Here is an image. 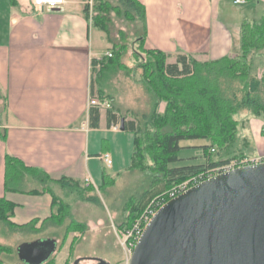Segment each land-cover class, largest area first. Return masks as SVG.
<instances>
[{"label":"crops","instance_id":"obj_1","mask_svg":"<svg viewBox=\"0 0 264 264\" xmlns=\"http://www.w3.org/2000/svg\"><path fill=\"white\" fill-rule=\"evenodd\" d=\"M86 1L66 0L60 9L37 11L31 0H0V197L14 204V225L34 220L38 225L49 218L51 196L4 190L5 155L53 179H88L92 185L97 162L109 154V140L103 138L98 152L97 138L118 132L107 127L109 109L98 108L96 127L89 125V110L95 106L88 100L103 94L96 82L92 85L97 77L92 59L97 61L105 51L100 52L91 37L94 27L84 11ZM138 1L145 12L144 48L163 51L168 63L179 53L200 61L237 55L241 23L264 11V0H246L244 9H237L232 0ZM235 10L239 13L232 16ZM257 70H264L263 58ZM102 99L116 111L111 98ZM159 106L162 112L164 103ZM236 119L246 121L239 123L243 150L263 154L260 117Z\"/></svg>","mask_w":264,"mask_h":264},{"label":"trees","instance_id":"obj_2","mask_svg":"<svg viewBox=\"0 0 264 264\" xmlns=\"http://www.w3.org/2000/svg\"><path fill=\"white\" fill-rule=\"evenodd\" d=\"M116 1L117 5L112 7L114 10L123 7L130 15H140L142 20L140 42L144 47V5L138 0ZM84 9L86 16L89 17L88 5H85ZM92 9L101 12L93 17L95 27L105 30L106 25L102 17L112 10L109 0H92ZM238 39L237 55L224 56L216 60L200 61L179 53L173 63H168V55L163 51L145 49L148 54L155 57L154 61L148 60L151 69L148 74L144 71L143 76V81L149 80L148 90L155 99L154 107L146 121L151 130L145 134L142 132L141 135L139 124L135 119H125L111 108L107 110L108 128L111 123L119 122L123 117L124 130L133 134V154L129 170H142L144 167L147 169L146 159H149L151 169L157 166V163L164 165L160 172L167 182L186 180L205 169L229 162L228 153H234L233 147L234 145L236 147L239 137V123H246L245 120L238 121L235 118L238 112L247 111L252 116L260 117L264 128V70L261 72L257 70L260 59L264 60V11L256 19L241 23ZM119 57V52H111L110 57L103 58L105 63L102 61L99 69L96 68L97 61L92 59L93 73L100 77L106 69L115 70V67L120 66L121 63ZM95 78L92 85L93 82L96 84L100 82L99 78ZM91 94L93 95V88ZM99 96L102 99L105 95ZM160 103H164L162 112L158 110ZM97 122L98 108L94 107L89 110V125L95 128ZM1 138H4V135H1ZM196 139L206 141L200 145L204 161L178 164L182 160L178 156V151L185 147L180 142ZM223 150H228L227 156L218 154ZM216 154L219 158L213 157ZM225 157L227 158L223 159ZM113 180L110 175L102 171L101 184L98 188L103 190ZM30 182L38 183L40 187L27 190L26 185ZM82 182L64 176L53 179L42 169L26 165L17 157L5 155L4 158V190L48 193L51 196L52 210L56 207L50 217L42 223L50 220L56 223L65 212V205L61 204L50 185L58 184L61 188L66 185L77 187ZM88 186L91 188L93 185L88 184ZM13 209L12 202L0 197L1 225L13 229L36 226L35 220L24 225H14L10 220ZM137 213L133 215L129 213L128 216L133 217ZM126 217L120 227L129 226L131 220ZM9 251V247L0 244V254Z\"/></svg>","mask_w":264,"mask_h":264},{"label":"rangeland","instance_id":"obj_3","mask_svg":"<svg viewBox=\"0 0 264 264\" xmlns=\"http://www.w3.org/2000/svg\"><path fill=\"white\" fill-rule=\"evenodd\" d=\"M116 2V0H109L112 10L102 17L106 25L105 30L95 27L93 21V17L101 12L94 11V9L89 11L92 26L94 24L91 37L98 44L97 49L100 52L117 51L120 55L119 61H121L120 66L115 67V70L106 69L102 76H97L100 81L97 86L101 88L104 95L112 99L118 115L124 116L125 119L133 118L138 122L142 135V132L145 134L151 130L146 121H148L155 104L153 94L148 90L149 80L143 81V76L144 71L148 74L151 69L148 60L154 61L155 57L148 54L140 42L142 34L140 15H130L123 7L118 8L117 11L114 10L112 7L117 5ZM244 7L246 6L242 3L237 9H244ZM237 13L239 11L235 10L232 12V16ZM103 58L99 60L100 66L102 61H105ZM160 107L162 108L159 106L158 110ZM245 115H249V113L240 111L235 117L241 118ZM117 131L115 135H101L97 138L98 152L104 144L103 138L109 140L106 149L112 164L107 166L102 160L97 162V177H93L91 181L92 189L84 181L77 187L66 185L61 188L58 184L50 185L52 192L58 197L61 204L65 205V212L61 214L60 220L56 223L50 220L36 224L32 228L25 227L23 229L7 228L0 224V244L10 248L9 252L0 254L1 264H23L17 256L18 246L37 239H41L38 245L45 249L52 248V245H47L42 241L43 239L55 241L53 251L51 250L49 256H46L45 262L49 261L48 264H73L75 261H78V264H96L97 258L109 264L128 263L133 248L125 247L121 243L124 239L122 231L128 227L133 228L135 225V229L140 227L145 217L149 216L151 211L157 210L161 202L175 190L190 183H185L189 179L174 181L175 183L167 182L160 172L164 165L157 163V166L151 169L149 159H146L147 169L144 167L142 170H129L133 154V134ZM204 143L206 141L201 139L182 140L180 144L185 147L178 151V156L182 158L178 164L201 162L204 157L201 155L200 145ZM243 145H245L244 139L239 136L236 147L235 145L233 147V154L232 152L228 153V150H223L218 154L227 156L228 153L230 158L228 165H240L247 159L261 157L264 154H248L246 150H243ZM218 154L213 157L219 158ZM221 166L216 165L212 168ZM103 169L114 180L103 190H100L97 187L101 184ZM206 170L192 177L206 174ZM32 186L40 187L38 183L31 182L26 185V188ZM135 209L137 210L134 211ZM129 213L137 214L129 217ZM125 217L131 220L129 226L120 227Z\"/></svg>","mask_w":264,"mask_h":264},{"label":"water","instance_id":"obj_4","mask_svg":"<svg viewBox=\"0 0 264 264\" xmlns=\"http://www.w3.org/2000/svg\"><path fill=\"white\" fill-rule=\"evenodd\" d=\"M119 129H125L123 117ZM39 241L18 246L20 262L45 263L55 241L42 240L50 249ZM127 264H264V162L218 173L167 200Z\"/></svg>","mask_w":264,"mask_h":264},{"label":"built area","instance_id":"obj_5","mask_svg":"<svg viewBox=\"0 0 264 264\" xmlns=\"http://www.w3.org/2000/svg\"><path fill=\"white\" fill-rule=\"evenodd\" d=\"M232 2L234 4H242L245 2V0H232ZM65 3H66V0H31L32 8L34 10H37V11H43V10L50 11V10L60 9V8H62V6ZM86 5H88V11L91 12L92 0H87ZM103 56L110 57L111 52L105 51L101 57L97 58L98 64L96 65V68H99V66H100L99 60H101L103 58ZM88 104L91 106H95L97 108H103V109L111 108V103L109 100L101 99L100 97H96V96H90V98L88 100ZM110 129L117 131L119 129V122L111 123ZM101 158L103 159V161L105 162V164L107 166H109L111 164V158H110L108 153L103 154L101 156ZM263 161H264V154L261 157L247 159V161H245L243 164H240V165H228V163H226V164H222L221 167H218L215 169L214 168L207 169L206 174H200V175L188 178L189 180L186 181L185 183H188V184L190 183L189 185H185V186L181 187V189L175 190L173 192V194H171L169 197H167V199L164 200L163 202H161L158 206H162L167 200L175 197L176 195L183 192L187 188H189L195 184H198L199 182H201V181H203V180H205V179H207L213 175H216V174L224 172V171H228L230 169H234L236 167H240V166H244V165H248V164H253V163H258V162H263ZM201 173H203V172H201ZM86 182H89V180L86 179ZM156 211L157 210L151 211L149 216L145 217L144 222L141 224L140 227L135 229V227H136V225H135V227H133V228L128 227L122 231V233L124 235V239H122L121 243L123 245H125V247L130 246L131 248H133L135 246L137 240L139 239L140 235L142 234V232L144 230V227L147 225V223L149 222V220L151 219V217L154 215V213Z\"/></svg>","mask_w":264,"mask_h":264}]
</instances>
